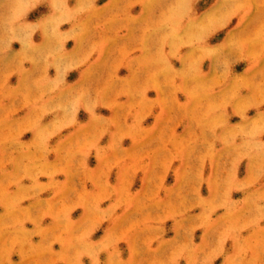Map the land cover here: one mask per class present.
<instances>
[{
    "label": "rangeland",
    "instance_id": "1",
    "mask_svg": "<svg viewBox=\"0 0 264 264\" xmlns=\"http://www.w3.org/2000/svg\"><path fill=\"white\" fill-rule=\"evenodd\" d=\"M0 264H264V0H0Z\"/></svg>",
    "mask_w": 264,
    "mask_h": 264
}]
</instances>
